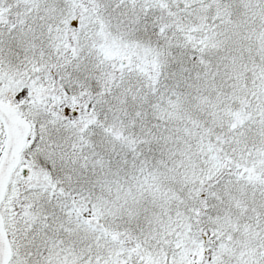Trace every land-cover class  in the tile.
Wrapping results in <instances>:
<instances>
[{
    "label": "snow or ice",
    "instance_id": "obj_1",
    "mask_svg": "<svg viewBox=\"0 0 264 264\" xmlns=\"http://www.w3.org/2000/svg\"><path fill=\"white\" fill-rule=\"evenodd\" d=\"M0 264H264V0H0Z\"/></svg>",
    "mask_w": 264,
    "mask_h": 264
}]
</instances>
